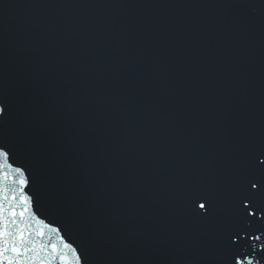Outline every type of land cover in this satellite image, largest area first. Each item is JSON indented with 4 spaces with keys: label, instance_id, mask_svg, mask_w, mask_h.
I'll use <instances>...</instances> for the list:
<instances>
[{
    "label": "water",
    "instance_id": "water-1",
    "mask_svg": "<svg viewBox=\"0 0 264 264\" xmlns=\"http://www.w3.org/2000/svg\"><path fill=\"white\" fill-rule=\"evenodd\" d=\"M0 147L18 264H264V0H0Z\"/></svg>",
    "mask_w": 264,
    "mask_h": 264
},
{
    "label": "snow or ice",
    "instance_id": "snow-or-ice-1",
    "mask_svg": "<svg viewBox=\"0 0 264 264\" xmlns=\"http://www.w3.org/2000/svg\"><path fill=\"white\" fill-rule=\"evenodd\" d=\"M8 155L7 152L3 150L2 147H0V159L6 158ZM17 172H21L20 169H16ZM22 175V173H21ZM23 182V181H21ZM253 187L256 185L253 184ZM2 191V190H0ZM200 208L204 209L205 204H200ZM3 203L2 200H0V264H5V257L7 255V264H18V261L16 257L21 256L24 252L29 251L27 247V241L25 239V236L23 234V231H20L18 233V243L17 239L13 237L12 242L10 243L9 247L6 249L4 247V239L6 235H10L9 233H6L5 226L3 222ZM15 215V213H13ZM258 239V238H257ZM19 244V246H18ZM236 264H253L252 260L245 261L244 259H239L236 261Z\"/></svg>",
    "mask_w": 264,
    "mask_h": 264
}]
</instances>
